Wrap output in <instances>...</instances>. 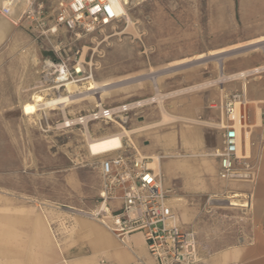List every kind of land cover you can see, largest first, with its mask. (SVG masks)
<instances>
[{
	"label": "rangeland",
	"instance_id": "374dc122",
	"mask_svg": "<svg viewBox=\"0 0 264 264\" xmlns=\"http://www.w3.org/2000/svg\"><path fill=\"white\" fill-rule=\"evenodd\" d=\"M185 1L188 0H130L127 19L100 26L80 36L63 30L55 35L41 34L39 28L23 17L25 1L22 7L17 8L16 19L1 13L11 22L12 28L0 42V194L48 211L52 216L53 230H57L54 234L59 246L60 239H64L73 228L75 218L82 216L75 213V207L82 211H93L98 205L102 181L100 158L88 155L78 124L56 125L62 120V115L54 110L48 113L44 126L37 124L38 109L47 106L50 96H45L41 91L46 87L42 84L45 60L57 62L63 58L73 63L74 52L78 48L83 59L91 65L93 78L98 83L110 82L114 86L105 91L108 93L102 97L106 107L152 96L156 85L160 93L166 94L195 84L192 90L164 97L162 102L169 112L179 98L192 91L201 89L214 94L222 87L220 92L223 93L238 89L244 83L252 95L253 88L263 83L264 72L243 80H230L221 77L219 72L223 70L225 75L235 73L242 69L237 67H241L244 60L250 58L251 61L257 55H264L254 52L253 57H233L234 53L253 45L264 46V38L178 59V41L173 38L180 30L187 31L188 28L186 24L179 25L180 13L188 12L179 8L181 4L186 5ZM57 43H62L61 54L55 51ZM201 45H205V41L198 44ZM193 47L194 44L188 45L187 49ZM217 55H223L224 60L213 59ZM195 75L204 78L195 83L184 82ZM203 81L212 85L209 83L198 88L196 83ZM87 88H79L75 92L77 96L73 92L70 97L67 105L70 106L67 108L70 117L73 113L85 114L87 109H93L96 97L82 94ZM158 117L160 108L155 101L129 111L122 125L135 128L156 121ZM185 124L195 123L178 121L157 127L154 131L133 133L134 149L146 154L143 148H153L156 143L154 136L159 129L173 125L186 128ZM203 126L206 130L204 146L194 155L202 164L209 161L214 164L216 156L208 153L219 146L220 137L215 129ZM88 127L94 134L120 128L116 123L102 120L89 121ZM160 140L173 142L171 136ZM175 153L189 156L185 151ZM245 154L250 166L253 165L250 153ZM164 155L169 168L171 166L167 162L172 153ZM186 157L179 158L183 160L180 162L183 163L179 167L181 170L190 163ZM240 181L238 177L221 178L218 173L216 176V173H209L205 169L199 179L192 181L194 183L189 182L186 176H166L163 184L171 190L179 223L193 226L202 237L213 235L216 239L220 235L219 226L229 219L227 215L234 218L236 205L228 202L232 198L237 202L235 196H230L241 191L236 187ZM96 221L102 225L100 220Z\"/></svg>",
	"mask_w": 264,
	"mask_h": 264
},
{
	"label": "crops",
	"instance_id": "0c3cea01",
	"mask_svg": "<svg viewBox=\"0 0 264 264\" xmlns=\"http://www.w3.org/2000/svg\"><path fill=\"white\" fill-rule=\"evenodd\" d=\"M24 1L26 0L11 4L13 8H10L11 11L7 14L16 19L17 8L22 7ZM126 1L130 2V0ZM53 2L54 0H45L47 7L52 6ZM185 2L186 5L181 4L179 8L187 9L188 12L180 13L179 25L186 24L188 28L187 31L180 30L173 38L178 41L179 60L207 53L210 50L264 38V0H198L197 2L188 0ZM2 3L6 4L7 0H0V5ZM186 14H188L187 17L184 16ZM11 28V22L0 13V42ZM201 41H205V45L198 46ZM192 44L195 47L187 49V46ZM254 52L264 53V46H252L234 53L233 57L248 55L253 57ZM224 58L222 55L215 56L213 59L221 61ZM263 62L264 55H257L251 61L250 58L244 60L241 67L237 69H245V67ZM223 73L224 71L220 70L219 75H225ZM201 78L204 76L195 75L184 82L195 83ZM193 85L195 84L190 86ZM221 88L219 87V91L214 94L201 89L189 92L190 94L179 98L169 112L183 117L216 121L217 112L208 108L207 104L210 99L222 94ZM253 91L252 95L248 91L249 100L252 102L248 106V120L250 123L259 124L258 106L253 102L263 97L264 81L254 87ZM106 93L108 92L103 91L99 95L98 99L101 102ZM160 118L161 112L157 120ZM185 126L187 127L183 128L182 125L178 128L179 126L173 125L159 129L154 136L156 143L153 148H143L145 155L160 152L175 154L177 151L189 153L186 158L190 160V167L193 170H181L179 167L183 164L180 163L183 160L180 161V157L172 155L167 162L171 166L168 168V173L163 171L164 175H161L163 183L166 176L169 178L186 176L189 182H192L199 179L205 173V169L209 173H216L217 176L218 161L214 164L210 161L202 164L200 159L194 155L204 146L205 126L200 124H185ZM187 133L194 134L195 137L186 138ZM168 134L173 138V142L160 140L170 137ZM249 136L251 138L248 152L250 162L255 167V176L236 184L241 191L234 193L237 194L238 203L234 218L227 215L229 219L219 226L220 235L216 239L213 235L202 237L199 230L193 226H185L196 234L199 264H264V139L262 129L253 127ZM246 146H248L247 143ZM242 149L245 150L244 145ZM74 211L82 216L75 218L73 228L68 231L64 239H60L59 246L54 234L57 230L55 228L53 230L52 216L48 211L38 209L34 205H25L16 200H10L0 194V264H98L101 255L108 257L116 264H156L147 251L141 233L134 232L125 240L119 239L95 219H86L90 217L79 208L75 207Z\"/></svg>",
	"mask_w": 264,
	"mask_h": 264
},
{
	"label": "built area",
	"instance_id": "2783aa9c",
	"mask_svg": "<svg viewBox=\"0 0 264 264\" xmlns=\"http://www.w3.org/2000/svg\"><path fill=\"white\" fill-rule=\"evenodd\" d=\"M17 1L2 3L0 12L9 13L13 8L11 4ZM25 4L23 17L39 28L41 34L55 35L63 30L80 36L124 19L122 7L126 3H122L121 8H116L112 0H54L50 7L46 6L45 0H26ZM61 45L57 43L55 46L58 54H61ZM72 61L47 59L43 67L44 78L50 83H55L58 78V84H62V79L81 82L93 77L91 65L83 59L78 48ZM251 103L247 88L242 83L240 88L223 92L207 104L218 115L216 121L206 126L215 129L220 136V144L213 155L217 158L221 178L246 180L255 176V167L250 166L242 148L246 131L250 134L253 127L262 129L264 139V95L253 102L258 106L259 124L248 120ZM119 106L121 104L103 105L102 109L94 107L89 112L92 115L88 122L102 120L121 127L128 112L138 106L111 110ZM100 176V201L91 211L93 218L100 220L119 239L125 240L134 232L141 233L156 264H199L196 234L179 223L171 190L162 183L151 155L140 154L131 146L119 147L100 160ZM98 264L116 263L101 255Z\"/></svg>",
	"mask_w": 264,
	"mask_h": 264
},
{
	"label": "bare ground",
	"instance_id": "6f19581e",
	"mask_svg": "<svg viewBox=\"0 0 264 264\" xmlns=\"http://www.w3.org/2000/svg\"><path fill=\"white\" fill-rule=\"evenodd\" d=\"M112 1H113L114 6L116 8H119V7L121 8L123 6L122 3H126L122 7V9H123L122 12H123L124 18L127 19L126 12H128V4L130 2H128L126 0H112ZM253 46H256V45H253ZM227 53H229V52H227ZM220 56H222V55H220ZM220 56L217 55L216 57H220ZM45 61H47V60H45ZM262 72H264V62L261 64H257V65L245 68V69H240L237 72L231 73L229 75H220V76L224 77V78H228L230 80H234V79H242L243 80L246 76L257 75V74H260ZM143 76H145V75H143ZM42 78H43L42 84H43V86L45 85L46 87H43L41 89V91L45 94V96H48V95H50V96H48V104L45 108L40 109L38 107L39 109L37 112V124L39 126H44L46 124L45 121H46V118L48 116V113L52 110L58 111V113H61V115H62V120L60 122H58L56 125H58V126H71L74 124H78L82 129V134H83L82 138H83L84 146H85V149H86L88 155H90L93 158H100V160L105 155H107L110 152H113L115 149H117L119 147L131 146V148H136L134 146V144H135L133 142L134 140L132 141V134L133 133H140L143 131H150V130L154 131V129L157 127H160L162 125L172 123V122H178V121L190 122V123L201 124V125H211L212 124V122L209 120H199L196 118L182 117V116L171 114L164 107V104L162 102L164 97H167L169 95H175L178 93H182V92H185L188 90H192V86H188L186 88H182V89H178V90L168 92L166 94H162L159 92L160 90H159L158 86L156 85L155 89L153 91V93L155 92L154 95L149 96V97H145L142 99H138V100H135L132 102L123 103V104H121V106L114 107L111 110L113 111V110H116L119 108L128 109L130 107L140 106V105H143V104L149 103L150 101L155 100V101H157L159 108H160V112H161V118L159 120L153 121L150 123H143L140 126L135 127V128H126L122 125L120 128H117L116 130L104 131V132H101L100 134H94L92 132V130H90V128L88 127V120L92 115V114H89V112H91V109H87V112L85 114L84 113L83 114L73 113V115L71 117L68 115V112H67L68 106L67 105L70 102V97L72 96L73 92H74L73 95L76 97L77 93H75V92L79 88L89 87L82 94H86L88 96L94 95L96 97V102L94 103V107H98L99 109H102L103 103L98 99L99 95L103 91L114 88V86H112L113 84H111L110 82L98 83L93 77L88 78L86 80H83L81 82H75L74 80L62 79L63 80L62 84H58V81H60V80H58V78H57L55 83L51 82L53 84L48 86L49 83H47V81H48L47 78L45 79L44 76ZM126 79L127 78H125V80ZM133 79H138V78H133ZM143 79H147V78H143ZM209 83H211V82L205 81V82L199 83L197 85H198V88H201V87H204L205 85H207ZM61 85H63L64 87H61ZM120 86H123V84ZM35 105L38 106L37 104H35ZM94 107H93V109H94ZM259 122H260V120H259ZM193 135L194 134H192V135L189 134V138L195 137ZM250 138H251V136H249V132L246 131L245 138H244L245 153H248ZM246 143L248 144V146H246ZM140 154H142V153H140ZM164 154H152L151 155L154 158V163L157 167V170L159 171L162 183H163V180H162L161 175H164L163 171L166 174L169 171L168 167L165 163V159H164L165 155ZM208 154H213V151L211 153H208ZM172 155H175L176 157H180V158L186 157L183 154H178V153H175ZM162 158H163V160H161ZM190 165L191 164H187V165H185V167L183 166L182 168L186 171H188L189 169L193 170L190 167ZM233 196L236 197L237 194H233L230 197H233ZM228 204L237 205L238 203L233 201V198H232L231 201L228 202ZM83 213L86 214L88 217L93 218L91 216V211H85L84 210ZM93 219H96V218H93ZM96 220H98V219H96ZM108 230H110V229H108Z\"/></svg>",
	"mask_w": 264,
	"mask_h": 264
}]
</instances>
